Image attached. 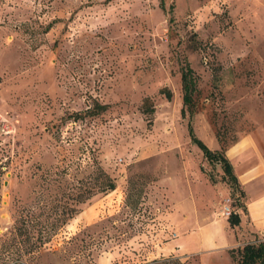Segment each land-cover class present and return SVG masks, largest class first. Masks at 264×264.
<instances>
[{
	"label": "rangeland",
	"instance_id": "374dc122",
	"mask_svg": "<svg viewBox=\"0 0 264 264\" xmlns=\"http://www.w3.org/2000/svg\"><path fill=\"white\" fill-rule=\"evenodd\" d=\"M258 124L264 0H0V231L17 203L76 208L36 264H236L242 245L180 242L242 203L192 137L222 156ZM74 234L89 253L62 255Z\"/></svg>",
	"mask_w": 264,
	"mask_h": 264
},
{
	"label": "trees",
	"instance_id": "16d2710c",
	"mask_svg": "<svg viewBox=\"0 0 264 264\" xmlns=\"http://www.w3.org/2000/svg\"><path fill=\"white\" fill-rule=\"evenodd\" d=\"M186 71L190 70H182L180 78L183 102L187 104L191 102V96L188 93L189 82L185 80ZM192 139L197 141L202 153L208 159L221 160L223 169L231 171L226 158L218 156V153L209 149L201 139L196 137H192ZM111 186L107 185L108 188ZM48 188L50 187L46 189ZM75 211L76 208L68 203L66 197L51 196L48 200L40 203L37 200L31 204L17 203L12 223L5 230L0 231V264H36L42 244L49 240L55 229ZM227 217L230 224L237 222V214L234 211H230ZM78 234H74L65 241L69 245L63 248L62 255L71 256L81 250H86V253L90 252L93 241L89 238L85 240L83 236L78 238ZM75 239L78 241L74 242ZM228 251L235 259L236 264H264L263 239L244 242L236 249L228 248ZM127 264H184V261L180 257L169 255L155 256Z\"/></svg>",
	"mask_w": 264,
	"mask_h": 264
},
{
	"label": "crops",
	"instance_id": "0c3cea01",
	"mask_svg": "<svg viewBox=\"0 0 264 264\" xmlns=\"http://www.w3.org/2000/svg\"><path fill=\"white\" fill-rule=\"evenodd\" d=\"M258 125L254 134L239 136L221 152L231 167V177L242 192V203L232 210L237 214V222L230 224L227 217L214 219L210 224V236L204 233L199 240V235L193 236L189 233L180 235V242L188 245L210 241L218 242L221 246L228 242L230 245H242V242L249 241L247 239L254 235L264 240V125ZM184 165L182 162L178 172L173 175L181 183L184 178L189 181L184 176ZM186 197L188 198L187 195ZM228 233L232 239L227 241Z\"/></svg>",
	"mask_w": 264,
	"mask_h": 264
},
{
	"label": "built area",
	"instance_id": "2783aa9c",
	"mask_svg": "<svg viewBox=\"0 0 264 264\" xmlns=\"http://www.w3.org/2000/svg\"><path fill=\"white\" fill-rule=\"evenodd\" d=\"M224 211H225L226 214H227V213H228V214L230 213V211H228V209H227V210H224Z\"/></svg>",
	"mask_w": 264,
	"mask_h": 264
}]
</instances>
